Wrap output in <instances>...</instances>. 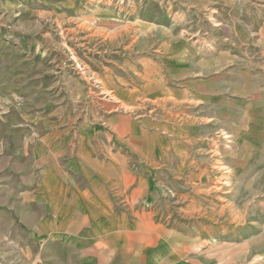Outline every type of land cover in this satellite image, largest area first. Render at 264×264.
<instances>
[{"label": "rangeland", "instance_id": "374dc122", "mask_svg": "<svg viewBox=\"0 0 264 264\" xmlns=\"http://www.w3.org/2000/svg\"><path fill=\"white\" fill-rule=\"evenodd\" d=\"M48 131L62 159L94 136L122 190L127 253L67 264H264V0H0V264L65 263Z\"/></svg>", "mask_w": 264, "mask_h": 264}, {"label": "crops", "instance_id": "0c3cea01", "mask_svg": "<svg viewBox=\"0 0 264 264\" xmlns=\"http://www.w3.org/2000/svg\"><path fill=\"white\" fill-rule=\"evenodd\" d=\"M64 137L65 134H58L57 131H48L45 135L48 147L43 155L45 186L41 191L47 212L43 232L45 242L55 244L56 258L64 259V264L72 257L67 249H74L79 242L94 241L98 245L112 242L115 243L114 247L108 245L111 253L121 254L123 250L126 254L127 243L124 244L122 238L125 223L118 215L112 214L113 220L105 215L114 209L112 196L119 197L122 190L111 188L113 174L103 169L102 164L105 163L96 158L91 142L94 136L87 140L82 139L86 144L79 141L80 148L77 153L62 159L61 156L68 150V147L58 149ZM50 142L55 143L57 147L53 148ZM85 146H88L86 150L83 149ZM50 182H54L53 185H50ZM159 248L152 252L153 262L160 257ZM140 253L141 257L144 256V251L141 250ZM103 260L105 258L99 256L96 263L105 264Z\"/></svg>", "mask_w": 264, "mask_h": 264}, {"label": "bare ground", "instance_id": "6f19581e", "mask_svg": "<svg viewBox=\"0 0 264 264\" xmlns=\"http://www.w3.org/2000/svg\"><path fill=\"white\" fill-rule=\"evenodd\" d=\"M164 98H166V97H164ZM162 100H163V99H162ZM164 100H165V99H164ZM168 100H169V99H168ZM215 149H216V148H215ZM216 150H217V149H216ZM214 151H215V150H214ZM217 151H218V150H217ZM217 151H216V152H217ZM212 153H213V152H212ZM214 153H215V152H214ZM215 154H217V153H215ZM218 166H219V165H218ZM223 168H224V167H223ZM226 168H227V167H226ZM226 179H227V178H226ZM219 182H220V180H219ZM221 182H222V183H221L222 185H225V184H227V182H226V181H224V182H223V181H221ZM229 182H230V181H229ZM229 184H230V183H229ZM209 190H210V189H209ZM223 190H224V189H223ZM223 190H222V191H223ZM226 190H227V189H226ZM219 191H220V190H219ZM229 191H230V190H229ZM229 191H228V192H229ZM219 196H220V195H219ZM226 203H227V202H226Z\"/></svg>", "mask_w": 264, "mask_h": 264}]
</instances>
